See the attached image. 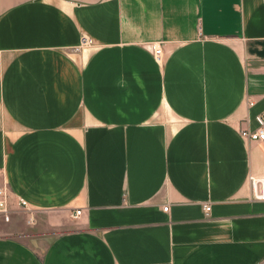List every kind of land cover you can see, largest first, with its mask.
Wrapping results in <instances>:
<instances>
[{"label": "crops", "instance_id": "1", "mask_svg": "<svg viewBox=\"0 0 264 264\" xmlns=\"http://www.w3.org/2000/svg\"><path fill=\"white\" fill-rule=\"evenodd\" d=\"M263 111L264 0H0V264H264Z\"/></svg>", "mask_w": 264, "mask_h": 264}, {"label": "built area", "instance_id": "2", "mask_svg": "<svg viewBox=\"0 0 264 264\" xmlns=\"http://www.w3.org/2000/svg\"><path fill=\"white\" fill-rule=\"evenodd\" d=\"M81 43L83 46L92 45L93 40L89 39L88 37H83L81 40ZM151 51H152L154 59H156V61L159 63L162 60V55H163L162 44L153 45L151 47ZM250 105L253 106L254 102H250ZM256 122H257L256 129L242 131V136L245 139L258 142L264 145V111L256 117ZM10 198H11V194H10L9 187L7 185H3V187L0 186V216L5 221L10 220V216L12 213V210L10 209ZM19 205L22 208H25L26 210H28L29 212H33L32 210L28 208V204L25 200L20 199ZM168 209L169 207L164 208L165 211H168ZM210 211H211V205H207V207H205V213L208 214ZM81 213H82V210H77V212L74 214V217L77 218L78 216L81 215Z\"/></svg>", "mask_w": 264, "mask_h": 264}, {"label": "rangeland", "instance_id": "3", "mask_svg": "<svg viewBox=\"0 0 264 264\" xmlns=\"http://www.w3.org/2000/svg\"><path fill=\"white\" fill-rule=\"evenodd\" d=\"M11 199L10 198V209L12 210L10 220L5 221L0 216V235H4L6 233H10L12 228L15 225H26L28 229L30 230L33 228L34 225H36L37 216L35 212H29L25 208H22L21 206L18 208H12L11 207Z\"/></svg>", "mask_w": 264, "mask_h": 264}]
</instances>
